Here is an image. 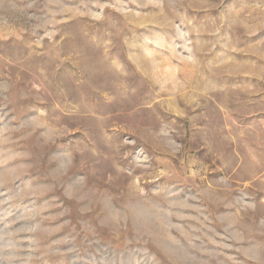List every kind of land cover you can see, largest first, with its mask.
Wrapping results in <instances>:
<instances>
[{
	"label": "rangeland",
	"instance_id": "obj_1",
	"mask_svg": "<svg viewBox=\"0 0 264 264\" xmlns=\"http://www.w3.org/2000/svg\"><path fill=\"white\" fill-rule=\"evenodd\" d=\"M0 264H264V0H0Z\"/></svg>",
	"mask_w": 264,
	"mask_h": 264
}]
</instances>
